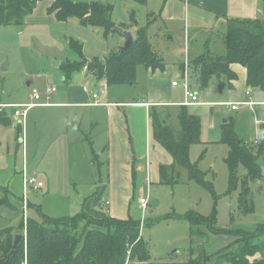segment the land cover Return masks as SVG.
I'll list each match as a JSON object with an SVG mask.
<instances>
[{"label": "crops", "instance_id": "crops-1", "mask_svg": "<svg viewBox=\"0 0 264 264\" xmlns=\"http://www.w3.org/2000/svg\"><path fill=\"white\" fill-rule=\"evenodd\" d=\"M54 1L45 0L38 2L34 11L25 18L24 25H22L23 30L19 33V41L23 42L25 37L35 35L43 37L44 33H42V29L46 28V22L29 25L26 23L27 20L35 18L40 7H42L47 16L52 18H50L51 22L54 25H58V27H61L62 24L68 25L72 20L76 19L72 18L66 22H59L54 14H48V8ZM43 2H46L45 5H42ZM128 3L130 4V9L139 7L131 2ZM143 7H151V9L149 8L151 12L148 10L146 14L147 24L140 27L138 15L132 12V14H135L137 27L133 23V27L124 32H130L134 41L140 28L147 27L149 34L151 24V27L157 25L158 28L161 29L163 27L166 32L173 34L170 40H175V37L178 36V43L172 47H165L164 53L160 49L161 46L164 47L166 45L164 39L158 38L160 40L159 45H156V47L152 45L163 59L164 69L152 70L140 65L136 70L135 84L117 85L121 88H118V90H107L106 92L100 90L104 85L96 81L94 76L89 74L86 69L82 72L74 73L72 78L66 81L63 73L60 71V67L65 61L70 60L67 58L70 50L68 47L70 38L66 36L64 42H59L57 38L52 37V43L59 45L60 52H66L67 55L64 60L57 58L50 59L51 67L57 70L62 77V82L67 86H65L64 90L60 91V86L54 85L51 81L53 79L52 74L43 73V76L47 75L43 94L46 95L45 92L48 87L54 86L57 88V91L50 96L46 95V98L43 97L40 101L42 105L36 106L28 112L26 117L28 124L32 113L34 115L32 127L30 128L28 125L27 133L24 131L22 138L17 136L18 143H23V152L20 159L22 168L26 165L29 171L36 172L33 174L37 175L41 173L45 177L44 180L50 182L41 189L44 193L50 192L53 188L52 182L62 175H68L70 180H75L76 177L80 179V176H87L93 173L97 177H100L97 179L99 184L83 188L86 190L82 197L76 201L73 214L85 210L93 217L100 219L112 217L126 220L129 218V201L136 193V181L139 178L142 181L146 180L145 178L149 174V165L151 166L152 164V161H149V153L151 152V144L153 143V132L150 122V113L153 108L177 107V110L180 111L181 107L186 106L188 110L189 108L193 112L195 110L196 113L189 112L199 116L202 122L201 143L197 145L212 144V141L221 143L222 126L215 140L208 139L206 137L208 131L204 128L203 117L208 116L210 129L215 130L219 126L218 115L226 112H235L239 115V118L225 119L222 125L225 123L232 125L237 136L241 140H244L245 144L254 146L264 142V90L247 86V69L242 65H232L230 68L237 76V79L232 82L234 88L228 89L225 92L220 91L221 89L219 88L220 90L218 89L219 92H217L214 86L209 88V84L207 87L200 86L198 71L191 64L196 58L209 52L215 55H225L227 50L225 40L227 19L245 18L264 20V0H147L143 4ZM132 14L127 15L126 19L121 20L116 15L115 7L113 21L116 25L130 24ZM77 21L78 25L83 28V32L87 38H92L93 35H96L100 39V35H103L102 30L82 26L78 19ZM182 29L184 30V34L181 32ZM124 32L116 38L114 48L117 47V50L123 49ZM75 39L81 43L83 42L84 53L88 60L97 57V53H93L94 57L92 58L86 54L88 45L86 39L82 37H75ZM212 40L215 43L210 45ZM216 45H219V47ZM117 50L112 52H117ZM110 51L111 49H109ZM166 52L168 53L167 55ZM78 59L70 61H78ZM25 74L32 80L42 79L34 73ZM185 78H187L192 92L198 97L197 104L187 105L186 103L185 90L182 87ZM213 78L216 79L219 86L218 79L216 77ZM139 82H144L147 97L145 95L134 97L135 93L139 91L135 86ZM174 82H178L179 86L174 87ZM27 86L29 90L25 97H21L20 93L22 92H17L18 95L12 97V100H0V105H24L32 102L30 100L31 90L37 88V86H34L32 83H28ZM126 86L129 88H124ZM180 88L181 90H179ZM197 88H203L206 97L202 98ZM94 94H99L97 100L93 99ZM218 94L220 96H217ZM95 102L101 104L92 105ZM233 105L237 106L235 110L232 109ZM242 107H244L243 110H241ZM94 111L104 112L103 118L98 119L95 117ZM52 115L55 117H52ZM17 121L20 123L21 119ZM242 121L245 122V125L240 128L239 125ZM44 122H47L46 127L48 129L54 130L53 133L48 135L41 132ZM101 123L102 132L105 137L104 145L95 151L94 142L90 141L93 155L91 153V157L84 156L83 161L72 155V150L78 142L86 143L88 141L85 129L96 130ZM21 124L23 125V130H25V122H21ZM11 125L16 126V123L12 121ZM239 131L242 135H240ZM42 140L47 141V144L43 148V153L39 155L40 146L38 145ZM30 148L34 150L35 155L39 156L38 167L36 169L27 165ZM16 158H18L17 154ZM190 158L193 163L199 161V158L198 160H194L191 154ZM202 163L203 161L200 165ZM23 170H21L19 182L20 180L22 182ZM208 170V172L213 171L210 168ZM7 173L9 175L8 178H10L12 176V160L0 169V174ZM241 174L244 175V172ZM261 180L258 181L261 182ZM76 189L77 186L74 188L70 187V191ZM38 191L31 190L30 193ZM106 195L111 200L110 204L109 202L106 203L110 206V210L107 212L108 215L104 211L97 209V206H102L101 201ZM8 200L10 201V199ZM29 202L33 205L31 201ZM10 203L12 204L13 202L10 201ZM197 241L200 243V240ZM164 263L174 264L171 261H164Z\"/></svg>", "mask_w": 264, "mask_h": 264}, {"label": "trees", "instance_id": "trees-1", "mask_svg": "<svg viewBox=\"0 0 264 264\" xmlns=\"http://www.w3.org/2000/svg\"><path fill=\"white\" fill-rule=\"evenodd\" d=\"M41 1L45 0H0V24L22 27L25 18ZM132 1L140 5L147 2ZM114 9L112 4L98 1L55 0L48 8V14H54L59 22L76 18L82 26L102 30L106 38L113 33L122 34L133 27V23L137 27L135 14H132L130 24L116 25L112 19ZM225 40V55L209 52L192 61L200 77V86L207 87L209 81L216 77L221 90L233 89L232 82L237 76L230 67L238 64L247 69V86L264 90V20L228 18ZM68 47L79 59L61 64L60 71L66 81L74 73L86 69L96 81L104 80L108 86L129 85L135 84L136 70L140 65L152 70L164 69L163 59L150 43L147 27L137 31V37L127 50L112 52L103 60L99 57L88 60L83 44L73 38L68 41ZM10 111L13 114L14 110ZM8 113V110L0 111V124L6 127L13 121ZM178 118L180 128L164 120L156 108L150 113L154 139L175 161L173 165L161 166L163 183L170 182L168 175L178 165L188 171L191 180L213 193V185L205 181L206 172L199 167L204 154L194 163L190 158L193 145L201 143V119L191 114L186 106L181 107ZM23 129L21 125L17 129L20 138L23 137ZM221 143L229 147V154L225 158L229 172V193L241 187L239 211L242 215L252 214L255 208L249 183L262 179L259 159L264 157V142L247 145L237 136L234 127L225 123L222 125ZM241 168L246 172L244 175L241 174ZM0 204L19 212L7 198L2 199ZM31 206L28 202V208ZM38 211L42 215L41 220L27 218L25 222L22 219L18 226L0 229V264H154L149 246L141 236V220L130 217L126 220L112 217L100 219L85 210L74 216L54 219L40 209ZM185 218L189 222L192 245L185 264H264V224L257 225L254 232L215 229V210L209 217L190 211ZM93 226L104 227L106 231ZM202 227H207L214 234L231 233L235 239L230 247L211 255L204 245H197V240L208 237ZM25 231L27 241L23 238L14 248L15 235ZM233 246H236L235 249L231 248ZM257 254H263L262 260L251 263L250 260Z\"/></svg>", "mask_w": 264, "mask_h": 264}, {"label": "rangeland", "instance_id": "rangeland-1", "mask_svg": "<svg viewBox=\"0 0 264 264\" xmlns=\"http://www.w3.org/2000/svg\"><path fill=\"white\" fill-rule=\"evenodd\" d=\"M72 1H103L104 3H110L116 7V15L121 20L126 19L125 17L127 15L134 12L138 15V21L141 25L140 27L147 24L146 14L148 13V10L151 12V7H149L150 9L143 7V5H140L132 0ZM128 2H131L139 7L130 9V4ZM45 3L46 2H43L42 5H45ZM50 18L51 17L47 16L42 7H40L35 15V18L27 20L26 23L29 25L46 22V28L42 29V33H44V35L43 37L36 35L25 37L23 42L19 41V33L23 30L22 27L19 28L16 26H6L0 24V100H12V97H16L18 95L17 92H22L20 93L21 97H25L27 91L29 90V87L27 86L28 83H32L34 86H37L36 89H38V91L42 93L43 97L46 98V95L43 94V87L46 84L47 75L43 76V73L52 74L53 79L51 81L54 85L58 87L60 86V91L65 89V86L67 85L62 82V77L57 70H54L51 67L52 64L50 59L57 58L59 60H64L66 59L67 53L60 52L59 45L52 43V37L57 38L59 42H64L66 36L74 39L75 37H82L86 39L88 43L86 54L89 55L90 58L94 57L93 53H97L96 56L102 58L103 60L106 59L112 51L118 49L117 47L114 48V44L120 33L112 34L108 38L103 35H100V39H98L96 35H93L92 38H87L86 34L83 32V28L78 25L79 23L77 19L72 20L68 25L62 24L61 27H58V25H54V23L51 22L52 20H50ZM121 20H119V22H121ZM183 31L184 30L182 29V34H184ZM172 36L173 34L166 32L165 28L162 27L160 29L157 25L151 27L150 24V43L156 47V45H159L160 43L158 38H162L166 41V45L164 47H160L162 53H164L165 47H172L178 43L179 37L176 36L175 40H170V37ZM214 43L215 42L212 40L210 45H213ZM216 46L219 47V45ZM109 49H111L110 52ZM167 54L168 53L166 52V55ZM67 58L70 60H77L78 55L69 50ZM7 66L8 69L4 70L3 68ZM25 73H34L36 76L39 75L42 79L32 80L26 76ZM98 82H101V84L104 85V87L100 90L105 92L107 90H118V88H121L117 85L108 86L104 80ZM135 86L139 91L135 93L134 97L143 95L147 97L144 82H139V84ZM212 86H214L216 91L219 92V86L215 78H212L209 82L208 87L211 88ZM124 88L129 87L126 86ZM179 90H181V88ZM227 90L228 89H224L220 91L225 92ZM197 91L201 93L202 98L206 97L203 88H197ZM217 96L220 95L218 94ZM1 106L2 105H0V111L8 110L9 116L13 119L12 111H10L12 110V107H8L6 105V107ZM243 109L244 107H242L241 110ZM156 110L158 113L160 112L163 115L164 120L175 127L180 128L178 119L179 111L177 110V107H160L156 108ZM189 111L191 113H196V111L194 110L193 112L191 108H189ZM93 113L98 119L103 118L104 112L94 111ZM33 116L34 115L32 113L29 124L27 123V119L25 121V133H27L28 125L30 128L32 127ZM52 117L55 116L52 115ZM233 118L238 119L239 115L235 112L219 114V126L215 130H211L208 116H204L203 125L205 130L208 131L206 137L208 139L215 140L218 133H220L224 120H231ZM13 121L16 123V126L11 125L6 127L0 124V169L12 160V176L8 178V173L0 174V201L4 198L10 199V201H12L19 209V212L12 211L10 208L0 204V229L9 226H18L22 219L25 218L41 220L42 215L38 211L39 209H41L46 216L54 219H62L76 215L73 214L75 211L74 207L76 205V201L82 197L86 190L83 188L99 184L97 179L100 177H97L95 173L87 176H80V179L76 177L75 180H70L68 175L57 177L55 181L52 182L53 188L50 192L44 193L41 190L38 192H29L28 200L31 201L33 205L30 207V210L29 208L24 210L23 202H21L22 182L21 180L19 182L21 170L27 169L30 174L36 172H32L31 170L29 171V168H27L26 165H24V168L20 165L23 143H18L17 127L21 125L23 128V125L17 120L15 121L13 119ZM244 125L245 122L242 121L240 122L239 127H244ZM46 126L47 122H44L42 124L43 128L41 129L42 133L44 132L49 135L54 132L53 129H48ZM85 131L88 141L86 143L77 141L78 143L76 147L72 150V155L76 156L81 161H83L84 156L91 157L92 151L89 143L90 141L94 142L95 151L98 148H101L105 142V137L102 132V123L96 130L85 129ZM77 134L79 135V133ZM240 135H242L241 132ZM152 142L151 152L149 153V161L151 160L152 164L151 166L149 165V174L147 175V180L142 181L139 178V180L136 181L137 190L135 197L130 198L128 217L142 221L141 236L149 246L152 255V262L154 264L159 262H161L160 264H164V261H171L174 264H184L186 256L189 254V249L192 246L190 242V226L189 222L185 218V215L190 211L196 212L204 217H209L215 210L216 220L214 226L215 229L219 230L231 231L241 229L248 232H254L257 225L264 224V179H262L261 182L255 180L249 183L255 210L252 214L242 215L239 211L240 194L242 192L241 187L229 193V172L225 163V158L229 154V147L227 145L215 143V141H212V144L193 145L190 153L194 160H198V158L204 154V158L199 162L201 170H204L205 172L209 168L213 169V171L208 172V170V173H205V181L213 185L212 193L201 184L191 180L188 171L178 165L174 166V169L171 170L168 175L170 182L167 184L163 183L160 172L161 166L173 165L175 161L170 153H168L163 146L154 139L153 136ZM39 143V155H41L47 141L42 140ZM16 154L18 158H16ZM38 158L39 156L35 155L34 150L30 148L27 160L28 167H35L36 169L38 167ZM202 161L203 163L200 165ZM259 165L264 166L263 156L259 159ZM242 172L245 174L243 168H241V173ZM36 177L44 185H48V183H50L44 180L45 177H43L41 173H38ZM75 186H77V189L70 191V187L74 188ZM142 197L145 198L149 204L148 209L145 212L139 203V199ZM110 201V198L106 195L101 201L102 206H97V209L99 211H104L107 214L110 210ZM153 201H155L158 206L154 207L152 205ZM107 202H109V204H106ZM38 206H41V208H38ZM93 228L104 232L106 231V228L104 227L93 226ZM202 230L207 232L208 237L200 240V243L198 244L204 245L208 253L211 255H215L219 251L221 252V250L223 251L225 249L224 247H230L228 245L232 244L231 242L235 239L231 233L214 234L212 233V230H209L207 227H202ZM235 247L236 246H233L231 248L235 249ZM262 256L263 254H259L256 257H253V259H251V263L262 260Z\"/></svg>", "mask_w": 264, "mask_h": 264}, {"label": "built area", "instance_id": "built-area-1", "mask_svg": "<svg viewBox=\"0 0 264 264\" xmlns=\"http://www.w3.org/2000/svg\"><path fill=\"white\" fill-rule=\"evenodd\" d=\"M173 86L176 87V86H179V83L178 82H174L173 83ZM182 87L184 88L185 90V95H186V99H187V105H193V104H197V101H198V97L197 95L192 92L188 82H187V78L184 79L183 83H182ZM57 90L55 87H48L45 94L47 96H50L52 95L53 93H55ZM99 97V94H94L93 95V99L94 100H97ZM43 98V95L42 93H40L38 91V89L36 88H33L31 90V94H30V100L32 102L28 103V104H24V105H6L8 107H12V109L14 110L13 112V119L14 120H18V119H21L20 122H25V119L27 117V114L28 112L36 107V106H39V105H42V104H38ZM101 103L99 102H95L94 104L92 105H100ZM248 104H251V103H248ZM5 105H2L1 107H6ZM237 108L236 105H233L232 106V109L235 110ZM146 180H147V177H146ZM44 184L39 181L36 177L35 174H30L27 169H24L23 172H22V198H23V209L26 210L28 208V195H29V192L31 190L33 191H38V190H41L43 188ZM139 203L141 205V208L143 209V211L145 212L147 209H148V201L145 199V198H141L139 199ZM25 222L27 220V218L24 219ZM24 235V241L26 242L27 241V232L25 231L23 233Z\"/></svg>", "mask_w": 264, "mask_h": 264}, {"label": "water", "instance_id": "water-1", "mask_svg": "<svg viewBox=\"0 0 264 264\" xmlns=\"http://www.w3.org/2000/svg\"><path fill=\"white\" fill-rule=\"evenodd\" d=\"M123 35H124V46H123L122 51H125V50H127L131 46V44L133 42V36H132V34L130 32H124ZM3 69L4 70H7L8 69V66L7 67H4ZM260 168L262 170V178L264 179V166H261L260 165ZM152 205L154 207H156L157 206V203L155 201H153L152 202ZM23 238H24V235L23 234H17V235H15V237H14V248L19 245V243L21 242V240Z\"/></svg>", "mask_w": 264, "mask_h": 264}]
</instances>
